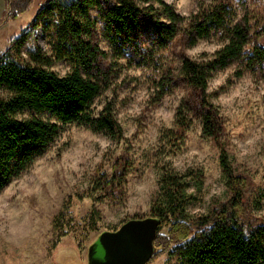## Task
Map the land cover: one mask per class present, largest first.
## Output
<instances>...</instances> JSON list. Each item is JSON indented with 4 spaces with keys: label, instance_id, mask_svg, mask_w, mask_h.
Returning a JSON list of instances; mask_svg holds the SVG:
<instances>
[{
    "label": "rangeland",
    "instance_id": "1",
    "mask_svg": "<svg viewBox=\"0 0 264 264\" xmlns=\"http://www.w3.org/2000/svg\"><path fill=\"white\" fill-rule=\"evenodd\" d=\"M48 0H34L17 20L0 26V56L13 46ZM185 17L212 0H164ZM238 15L264 14V0H231ZM4 0H0V18ZM98 20L95 41L107 53L106 88L93 109L113 106L123 130L119 140L78 124L62 125L48 149L20 176L0 191V264H88L89 246L103 232L118 230L133 219L150 217L161 167L189 176L192 217L207 215L230 198L220 165L218 143L203 134L202 119L192 113V125L181 147L169 152L167 130L174 129L177 110L190 90L179 77L183 58L200 60L221 48L220 33L192 45L177 36L165 48L156 46L154 32L141 29L130 41L112 45ZM37 43L44 46L37 31ZM60 75L69 66L53 68ZM208 94L221 125L224 145L236 174L247 177L251 202L264 192V64L248 67L246 57L212 73ZM28 114L25 115L27 117ZM41 117L48 119L49 114ZM130 168L123 195L101 198L94 183L110 174L119 157ZM264 194V193H263ZM257 214H264V198ZM167 228L163 229V233ZM150 264H180L168 254Z\"/></svg>",
    "mask_w": 264,
    "mask_h": 264
},
{
    "label": "trees",
    "instance_id": "2",
    "mask_svg": "<svg viewBox=\"0 0 264 264\" xmlns=\"http://www.w3.org/2000/svg\"><path fill=\"white\" fill-rule=\"evenodd\" d=\"M33 1L4 0L0 26L17 20ZM93 12L104 22L112 45L120 40L127 43L141 29H151L160 48L179 35L192 45L213 33H220L222 39L221 48L209 56L183 58L179 77L190 94L177 110L174 129L167 130L164 138L169 152L175 153L192 125L191 114L198 113L204 136L221 150L220 165L230 198L209 214L192 217L189 176L162 166L150 208V217L158 219L159 226L147 264L165 253L180 264H264V214H257L264 192L251 202L247 177L235 173L221 143L220 120L208 94L212 73L233 61L245 56L249 68L264 64V14L246 11L238 15L231 0L202 3L189 17L164 0H48L22 36L0 56V191L33 165L62 125L86 126L115 140L123 137L111 104L97 114L93 109L110 73L103 63L107 53L95 41L98 20ZM39 29L45 47L37 43ZM61 62L69 66L65 75L53 69ZM129 168L127 157L117 158L111 173L95 181V192L117 201Z\"/></svg>",
    "mask_w": 264,
    "mask_h": 264
},
{
    "label": "water",
    "instance_id": "3",
    "mask_svg": "<svg viewBox=\"0 0 264 264\" xmlns=\"http://www.w3.org/2000/svg\"><path fill=\"white\" fill-rule=\"evenodd\" d=\"M159 220L133 219L103 232L89 246L88 264H147L154 253Z\"/></svg>",
    "mask_w": 264,
    "mask_h": 264
},
{
    "label": "crops",
    "instance_id": "4",
    "mask_svg": "<svg viewBox=\"0 0 264 264\" xmlns=\"http://www.w3.org/2000/svg\"><path fill=\"white\" fill-rule=\"evenodd\" d=\"M4 8H5V4H4ZM38 11H39V10H38ZM38 11H37V12H38ZM35 16H36V15H35Z\"/></svg>",
    "mask_w": 264,
    "mask_h": 264
}]
</instances>
